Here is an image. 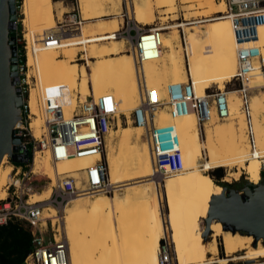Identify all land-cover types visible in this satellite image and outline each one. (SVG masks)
Segmentation results:
<instances>
[{
    "label": "bare ground",
    "instance_id": "1",
    "mask_svg": "<svg viewBox=\"0 0 264 264\" xmlns=\"http://www.w3.org/2000/svg\"><path fill=\"white\" fill-rule=\"evenodd\" d=\"M104 2L105 6L106 4L110 5L109 10L92 12V3L90 0H77L78 7L80 5L83 11L82 13L84 14L83 20L88 21L103 16L120 14L119 8H121V6L119 7V5L121 0H105ZM181 2L185 3V19L190 22L207 20L213 13L222 12L225 9L224 4L216 0H181ZM189 2L193 3L190 4ZM62 4L63 1L61 0L56 2H53V0H24L23 2L25 23L29 29V32L26 34V39L28 44L33 46L30 53H27L26 65L28 69L26 77L28 80L30 79L29 66H33L31 71L36 77V85L30 88L28 96V102L34 116H32L30 123V128L34 136L40 135L42 132V125L44 126L47 119L50 118L45 112L47 106L46 100L48 101L50 99L52 103L57 104L56 106L61 110L64 117L67 118L76 107L79 94L80 98L78 100L80 101L87 100L88 97H98L95 94L92 96L90 82L92 81L94 84H97L99 88L101 84H99L102 75L101 71L103 69L102 64L106 60L119 58L115 59L113 64L116 67L120 66L122 71L126 74L130 82L129 85L125 86L127 91L130 90L136 94L140 93L138 83L139 76L142 78L147 89L154 90L160 98H166V87L168 84L162 86L163 88H158V90L150 87L147 83V76L141 71L145 61L141 63L140 66H136L133 56L122 54V50L124 49L123 39L113 40L105 45H89L88 56L95 58V61L90 65V71L83 66L78 67L73 64L72 61L75 59L77 51L82 49L75 47H66L62 49L60 47L65 45V40L72 42L79 41L84 37L92 38L95 33H93L94 31L89 23L85 24L83 27H79V25L83 23L81 12L80 24L72 25V27H76L75 29H70L68 33V30L65 29L64 26L59 25V23L64 21L69 25V19H71L69 12L72 8L64 13L66 9L62 7ZM154 4L155 2L153 3V7L155 6ZM157 4L166 6L167 8H165V11L169 13L177 10V0H158L156 2V5ZM145 5H147V3L142 5L137 4L136 9L139 10L140 6ZM193 8H198L200 14L191 16V10H193ZM64 14L66 15L63 18ZM217 16L219 17L212 21L209 30L204 32H196L195 28L189 30V32H196L199 36V38L193 40L189 45V57L186 56V46H183L182 38L180 43L178 29L175 28L165 32L162 31L160 35L162 43L161 49L165 48L169 54V70L171 73V75H169L171 76L172 82H185L190 78L189 75L192 74L195 80V92L200 96L203 95L205 88L211 81H218L221 85L220 88H222L225 81L231 75L235 74L236 71V45L230 21L224 15L219 14ZM55 18H59L58 26L55 31L58 30L60 33L61 45L58 48L43 47V45L39 43L40 41L37 40H41L44 34L54 30L52 26L56 23ZM261 18L264 19V15L261 16ZM111 21L115 23H113V30L110 31L115 32L120 26V19L112 18ZM135 21L139 24L149 23L140 11H138V17L137 15L135 16ZM61 27H63V29ZM258 35L259 40L255 44L259 46L260 52L264 55V21L259 26ZM58 52L63 54V56L58 57ZM187 61L190 65L189 67L187 66ZM254 65H257V59L254 60ZM135 66L139 70L137 73ZM126 67L128 68L126 69ZM145 70L147 71V68ZM248 83L250 87L262 88L263 81L257 68L251 72ZM260 88H257L258 91L251 96L249 103L251 136L253 137L252 142L249 141L248 122L240 109L241 98H233L232 102L231 93L237 92L235 90H231L228 93L230 111L229 116L223 119L225 122L216 123L215 120L217 119L215 118L217 117L214 113V109H210V119L203 125L205 134L204 143L201 140L199 126L192 111L182 116L173 117L168 111L159 110L160 108H158L155 113L156 122L154 121V123L158 126L161 119L159 116L162 113L163 116L167 117L166 124H170L168 120L173 119L172 121H174V123H171L176 127L179 135L183 158V171L179 173L170 175L155 174L151 150L147 140L148 145L146 142H142L140 148L138 146L135 148L138 169L130 176H123L120 159L117 158L114 146H112L110 144L111 141H109L107 159L106 157L104 158L108 170V179L105 187L107 190L102 192H110L114 184L130 180L135 181L136 179L148 176V174L152 172H154L152 176L153 179L145 181L143 184L137 183L127 185L122 197L103 194L96 195L92 198L82 196L91 192L69 197L68 201L70 203L65 209V215L61 222L62 230L65 233L63 239L66 240L67 243L69 264H116L115 261L109 258V249H111L113 255L116 250H126L128 258L125 256L127 260L124 258L120 264H158V248L160 246V241L167 235L171 237L170 239V237L167 236V239L171 243L174 257H177L178 264H192L195 258L199 256H202L207 262L213 261L212 256L218 252V236H221L227 258L232 257L234 259L236 258L235 254L237 252L245 250L241 256L236 258V261H247L254 258L264 261V245H261L258 241L256 247H252V236L240 232L232 233L230 231H224L222 224L217 220L210 221L209 229L210 224L212 229L211 235L209 236L210 240L203 244L188 243V241H192L197 236L195 234L188 235L187 228L188 222H192L199 213H197L198 206H196L192 195L196 193L203 194V196L206 197L209 194L220 195L222 192L220 184L216 183L210 176L205 175L198 169L203 158H207V154L212 162L224 160L226 168H236V171L231 173L235 180L238 179L241 169H244L249 180L254 182L260 180V171L264 163V90ZM72 90H75L76 93L71 94ZM158 91H161V93H158ZM49 93H51L50 96ZM163 93H165V95H163ZM119 103L120 100L117 104ZM130 105L131 103L124 105L122 101V106L121 104L120 106L118 105L117 110ZM118 122L119 119L116 118L114 126H118ZM136 137L137 135L133 138L132 136L129 137L126 133L124 142H126L127 145H129V143L132 144L135 142H133V139L136 140ZM129 139L130 141H128ZM254 149L259 151V154L257 153L258 155L251 158L249 157V159H245V157L242 156L245 153L252 152ZM203 150L205 151V157L203 156ZM72 157L76 156L68 157L70 161H74V165L80 163L82 167L77 170V166L75 165L74 167L73 165L71 170L72 166L69 165L71 166V171L66 175L74 177L76 179V185L78 187L82 185L83 187L81 181L84 179L86 168L90 166L98 156H82L76 157L75 159ZM5 158L6 156L4 155L0 162V170L3 167ZM66 162H64V160L56 163L51 162L47 152H35L32 160V174L33 176L45 175L49 178L50 182L46 185H41L39 190L31 195V202L47 204L51 201V187L56 184L59 177L65 176L63 168ZM184 171H188V173ZM163 177L166 178L164 188L168 209V213L165 216L166 218L162 213L161 193L158 188V180ZM10 181L11 176L9 179L4 177L0 178V194L3 197L6 194L4 186ZM127 200L135 201L138 205H141L138 219L135 222L132 221L129 223L128 227L122 223L123 218H121L120 213L123 203ZM45 209L49 212L43 213V218L50 217L55 221L57 218L56 208L54 206H46ZM45 209L43 212H45ZM88 215L90 218L87 219ZM207 216L208 210L203 212L200 218L198 217L202 220L203 229L204 221ZM165 221H167L168 225H166ZM111 229H114L115 233H118L116 235L122 233V230H128V239H125V241H122L120 244L114 241L116 246H114L113 243L111 247H107V243H105V248H103V250L100 249L102 254L99 255L98 258H95V260L88 262L86 251L91 241L88 235H95L100 231L108 232L109 230L111 231Z\"/></svg>",
    "mask_w": 264,
    "mask_h": 264
},
{
    "label": "built area",
    "instance_id": "2",
    "mask_svg": "<svg viewBox=\"0 0 264 264\" xmlns=\"http://www.w3.org/2000/svg\"><path fill=\"white\" fill-rule=\"evenodd\" d=\"M63 1V0H61ZM221 1L225 9L216 15H224L230 21L236 45V71L233 78L238 82L235 89L241 98V111L248 122L249 141L252 142L250 126V74L257 68L261 75L264 88V55L260 52L259 46L255 44L259 40V26L264 21V0H216ZM71 16L69 25L61 22L59 25L75 29L80 24V15L74 7L69 12ZM68 15V16H69ZM214 15V14H213ZM123 20V19H122ZM149 25V24H147ZM63 29V27H61ZM66 31V30H65ZM131 32L133 34L131 35ZM116 37L122 38L130 46V52L134 56L136 66L147 60H155L160 57L162 43L160 35L162 30L159 27H146L144 24L130 22L120 23L119 28L114 32ZM40 41L43 47H56L61 45L59 31L53 30L42 36ZM182 43L185 47V34H182ZM25 54L30 53L33 48L25 37ZM264 47V46H263ZM17 50L18 85L20 94L23 97L21 108V119L13 128V137L20 139L25 146L28 157L26 162H12L10 156L5 154L4 163L11 166V181L4 189L6 194L0 198V226L9 222H17L25 227L32 236L31 248L24 260V264H69L67 243L63 238L56 237L55 233L48 234L46 222L43 218L45 206L40 202H31L30 198L34 192L32 162L30 159L35 152H47L51 162H59L68 157L76 156H98L96 160L86 168L84 179L81 184L76 185V179L72 176H61L58 178L54 188V199H50L51 205L57 204V197L61 200L73 195H80L85 192L106 191L108 170L104 154V141L106 135L113 128L117 118V101L111 94L100 95L97 98L88 97L87 100H78L76 107L70 116L65 118L61 110L52 103L47 102L45 112L50 117L46 124L42 125V132L34 136L30 128L31 107L28 102L30 81L26 77L27 65L22 63V55ZM27 59V58H26ZM257 59V65L254 60ZM24 69L26 71L24 72ZM140 88V102L132 111L134 124L145 128L146 137L149 142L153 159L155 174L170 175L183 171L182 149L179 135L173 124L157 126L154 123V116L158 108L168 106V112L173 117L182 116L193 112L197 124L201 126L210 119V109L218 119H225L229 116V91L224 88H205L202 96L196 94L191 78L185 82H171L166 88V98L157 96L154 90L147 89L142 78L138 76ZM260 88V87H256ZM51 93H49V96ZM27 96V97H26ZM48 96V95H47ZM28 150L32 156L29 157ZM33 160V158H32ZM30 166V167H29ZM29 167V169H28ZM85 185V186H84ZM43 222L45 224H43ZM52 225V219H51ZM51 230L53 228L51 227ZM158 264H176L170 241L164 238L160 241L158 248Z\"/></svg>",
    "mask_w": 264,
    "mask_h": 264
},
{
    "label": "rangeland",
    "instance_id": "3",
    "mask_svg": "<svg viewBox=\"0 0 264 264\" xmlns=\"http://www.w3.org/2000/svg\"><path fill=\"white\" fill-rule=\"evenodd\" d=\"M56 1H58V0H53V2H56ZM90 1L92 3V6H91L92 12H94V11L100 12V11H104L106 9L109 10L110 5L106 4V6H105V2H104L105 0H90ZM157 1L158 0H121V3L119 5V7L121 6V8H119L120 9L119 15L113 14V15L103 16V17H99V18H94L92 20L84 21L83 20L84 14L82 13L83 11L81 10L80 5L78 7L79 1L77 3V0H63L62 7L66 9L64 13H66V11H69L72 7H74L76 10H78L79 15L81 12L83 23L81 25H79V27H83L85 24L89 23V24H91L90 26H91L92 30L94 31L93 33H95V35H94V37L90 36L92 38L84 37V38H81V40H79V41H72L75 43H72L71 41L65 40L66 41L65 45L61 46L60 48L63 49L66 47H75V48L82 49V50L77 51V54L75 55V59L72 62H73V64L77 65L78 67L83 66L88 71H90V69H89L90 65L93 63V61H95L94 60L95 58H91L88 56V46L93 45V44L105 45V44H109L113 40L122 39V38L116 37L114 35L115 33L110 31V30H113V28H112L114 26L113 23H115V22H112L111 19L112 18H118V19H120V23L123 22L124 24H126L127 22H130V25H132L133 20L135 21V16L137 15V17H138V11H140L142 13V15H144L145 19H147V21L149 22L148 23L149 25L144 24L146 27H148V26L159 27L160 30H162V31H169L171 29L176 28V29H178V35L180 38V43H181L182 34L184 33L185 34V40H186V43H185L186 56L189 57L188 48H189L190 43L193 40H196L197 38H199V36L196 32H204V31L209 30L211 28L210 26L212 24V21L217 19L219 16H217V15L215 16V13H213L214 15L212 14V16H210V18H208L207 20H204L201 22L200 21L190 22V21H187L185 19V14H186V11L184 8L185 3L181 2V0H177V10L173 11V12L171 11L170 13L165 11V8H167L166 6L161 5V4L156 5ZM23 2H24V0H16L17 21L15 22L14 28L16 30V46L19 44V46H17V49L20 52V54L22 55V60H23L22 63H25L27 56L25 54V49L23 46L25 45V37H26L27 32H29L28 31L29 29L27 27V24L25 23V15L23 13ZM145 2L147 3V5L140 6L139 10L136 9L137 4H139V5L146 4ZM150 2H151V4H150ZM154 2H155V4H154L155 6L153 7ZM189 3L191 4L193 2H189ZM79 9H80V11H79ZM195 12H197V13H195ZM54 13H55V11H54ZM134 13H135V15H134ZM191 13H192L191 16H194L196 14H200V11L198 8H193V10H191ZM65 15L66 14L63 15V18L65 17ZM58 22H59V18L56 19L55 25L52 26V28L54 30L57 29ZM194 28H195L196 32H189L190 29H194ZM132 34H133V32H131V35ZM123 48L124 49L122 50V52L124 54H131L132 55V53L130 52V50H131L130 46L127 42H124ZM62 56H63V54L58 52V57H62ZM115 59H119V58H115ZM114 60H112V59L106 60L102 64L103 69L101 71L102 75L100 77V82H99V84L100 83L101 84L99 85V88H98L97 84H94L92 81L90 82V87L92 90V96H94V94L97 96H100L103 94H111L115 97L117 102H119V100H120V103L117 104V106L118 105L120 106V104L122 106V101H123L124 105H126L127 103H131L130 106L124 107V108H130V109L136 108L140 102V93L136 94L130 90L127 91L125 89V86L129 85L130 82H129L126 74L124 73V71H122V69L120 68V66L116 67L113 64ZM133 60H134V64L136 65L135 59H133ZM187 66L188 67L190 66L188 64V61H187ZM31 68H33V66H29V69H30V79H29L30 85L27 86L26 91H28L29 88L36 85V77H35V74L31 71L32 70ZM127 68L128 67H126V69ZM135 68H136V73H137V71L139 72V70L136 66H135ZM143 68H144V71H143ZM146 68H147V71L145 70ZM169 69H170L169 54H168V51L165 48H163L161 50L160 57L158 59H155V60L145 61L144 66L141 68V71H142V73H145V75L147 76L148 85L150 87H153L156 90H158V88L160 89L162 86L172 82L171 76H170L171 73H170ZM25 71H26V69H24V72ZM234 75L235 74L231 75L225 81L224 86H222V88H224L226 91H231V90H235L238 88V86H239L238 82L235 81L234 79H231L234 77ZM137 76H138V74H137ZM189 77L192 79L193 84H195V80H193L194 77L192 76V74H190ZM208 86L207 87L210 88V90H211V89H215L217 87L220 88L221 85L219 84L218 81H212L209 83ZM260 89L264 90V88H260ZM74 91L75 90H72L71 94L76 93V91L75 92ZM256 91H258V89H256V88H253L250 90V92H249L250 98ZM158 93H161V91H158ZM163 95H165V93H163ZM79 96H80V94H79ZM79 96H78V99L80 98ZM129 96H131V97H129ZM236 97H239L238 92H232L231 93L232 102H233V98L235 99ZM250 98H249V100H250ZM78 99H77V102H78ZM167 107H168L167 105H164L159 110H164L167 112V110H168ZM132 111L133 110H131L130 112H118V116H117V119H119L118 126H113L110 133H108L106 135L105 141H104V158L106 157V159H107L108 144H109V141H111L110 144L112 146H114L115 152L117 154V158L120 159V165H121V170H122L123 176H126V175L130 176L132 173H134L138 169L137 168V162H136L135 148H136V146H138L140 148L142 146V142H146V144H147L146 130H145V128H143L141 126L136 127V124L133 123L132 116H131ZM242 114H243V112H242ZM32 116H31V119H32ZM193 116L195 117L194 113H193ZM159 117H161V119H160L158 126L165 125L167 122V117L163 116L162 113ZM31 119L28 121H31ZM154 119H155L154 121L156 122V116L154 117ZM215 119H217V120H215L216 123L225 122V120L221 121V119H218V118H215ZM172 120L173 119L168 120L170 124L174 123V121H172ZM171 122H173V123H171ZM199 131H200L201 140L204 143L205 134H204L203 126H201V129L199 128ZM126 133L128 134L129 137L132 136V138L137 135L136 140L133 139V142L135 141L134 143L131 144L128 142L129 145H127V143L124 142ZM121 137H123L124 139ZM109 138L112 140H110ZM128 141H130V139ZM257 153L259 154V151L257 149H254L252 152L245 153L246 155L244 154L242 156H244L245 159L246 158L249 159V157L251 158L255 155H258ZM32 155L33 154L31 152V156ZM203 156L205 157V151L204 150H203ZM242 156H240V157H242ZM32 158L30 159V164L32 162ZM72 158L75 159L76 157H72ZM64 162H66L65 167H67V168L64 167L63 172L66 175L72 170L73 165H74L73 164L74 161H70V158H68V159L64 160ZM263 162H264V158H263ZM69 165H71L72 167ZM75 165H74V167H75ZM76 166H77V170H78L82 167V164L77 163ZM216 166H223V167L215 168ZM29 167H28V169H29ZM70 167H71V170H70ZM198 169L202 173H204L205 175L210 176L216 183H218L220 185H221V183L228 184V185H226L228 188H233L237 191H239L241 189V186L245 185L246 183H249V182L255 183L254 181L252 182L251 180H249L247 178V175L245 174L244 169H241L238 179L235 180L232 177L231 173L235 172L236 168H231V169L226 168V164H225L224 160H220L218 162H212L211 163V160L208 157V154H207V158H203L202 163L199 164ZM10 170H11V166L8 163H6V164L3 163V167L0 170V178L4 177V178L9 179L10 178ZM184 172L188 173V171H184ZM218 172H221L220 178H218L216 176V174ZM153 174H154V172H152L151 174H148V176H144L143 178L136 179L135 181L134 180L123 181V182H120L119 184L113 183L114 186L110 190V192L87 193V194H84L82 196L92 198L96 195L103 194V195H108V196L118 195V196L122 197L124 192H125L127 185L137 184V183L143 184V182L148 181L150 179H153V177H152ZM32 180H33V183L35 185L34 192L38 191L39 188L41 187V185H43V184L46 185L47 183L50 182L49 178H47L45 175H34ZM165 181H166V178H164V177L158 180V188H159V191L161 193L162 213H163L164 217L168 213L167 200H166V196L164 195V188H165V183H166ZM222 186L223 185H221V188H222ZM51 188H52V191H51V198L50 199H54L55 198L54 197V193H55L54 188L53 187H51ZM210 195L211 194H209L206 197H204L203 194H196L195 193L192 195V197L196 203V206H198L197 207L198 211L201 209V207L204 203L203 200H207L210 197ZM1 197H3V196L0 194V198ZM68 199L69 198H64L61 200L60 197L56 198L57 204L54 207L57 210V218L55 221H53V219L49 217L47 219V222H46L47 226H46V229L44 231L48 234L55 233L57 238H59V237L64 238V235H65L64 231L62 230V223L61 222H62V219L65 215V209H66L67 205L70 203L68 201ZM43 205L45 207L46 206H52L51 202H48L47 204H43ZM123 206H122L121 212H120L121 218H123L122 223L128 227L129 223H131L132 221L135 222L138 219V215H139L140 210H141V205H138L135 201L127 200L123 203ZM198 211H197V213H198ZM48 212L49 211L45 209V212H43V213L45 214ZM88 218H90L89 215L87 216V219ZM51 219H52V225H51ZM165 222H166V225H168L167 221H165ZM190 223L191 222H188L187 227H189ZM202 226H203V223H202ZM51 227L53 228V230H51ZM113 228H114V226H113ZM87 234H89V233H87ZM116 234H118V233H115L114 229H111V231L109 230L108 232L100 231V232H97L95 235L89 234L88 236H89V239L91 240L90 241L91 244L89 243V245L87 246V251H86V253H87L86 256H87L88 262L95 260V258H98L99 255L102 254L101 250H103V248H105L104 247L105 243H107V247H111L113 245L114 241L116 243L120 244L122 241L124 242L125 239H128L129 231L128 230H126V231L122 230V233H120L119 235H116ZM167 236H169V235H167ZM167 236H165V237L167 238ZM165 237H163L162 239H164ZM170 239H171V237H170ZM209 240H210V238H209V234H208L206 241H209ZM116 243H114V246H116ZM188 243H192V242L188 241ZM195 243H200V242H195ZM259 243L262 245L261 241H259ZM217 245H218V252L212 256L213 261L207 262L204 260V258L202 256H199V257L195 258L194 263H192V264H264L263 260H258L257 258H254L252 260H247V261H245V260L244 261L243 260L242 261H236L237 260L236 258L238 256H241L245 250H241L242 252L241 251L237 252L235 254L236 258H234V259L232 257L227 258L225 251H224V246L222 244L221 236H218V238H217ZM174 247H175V245H174ZM252 247H256V246L252 245ZM122 253H123V255H122ZM125 256L127 257L126 250L125 251L116 250L114 252V255H113L111 249H109V258L112 259V261H115L116 264H120V262L124 258L127 260L128 257L126 258ZM175 259L177 261V257ZM177 264H178V261H177Z\"/></svg>",
    "mask_w": 264,
    "mask_h": 264
},
{
    "label": "water",
    "instance_id": "4",
    "mask_svg": "<svg viewBox=\"0 0 264 264\" xmlns=\"http://www.w3.org/2000/svg\"><path fill=\"white\" fill-rule=\"evenodd\" d=\"M16 0H0V162L5 154L12 162L23 163L28 157L20 139L13 137V128L20 119L23 97L17 87ZM261 170H264V163ZM246 185L239 191L222 186L220 195L212 196L203 237L210 233L209 223L217 220L224 231L240 232L264 245V185Z\"/></svg>",
    "mask_w": 264,
    "mask_h": 264
},
{
    "label": "trees",
    "instance_id": "5",
    "mask_svg": "<svg viewBox=\"0 0 264 264\" xmlns=\"http://www.w3.org/2000/svg\"><path fill=\"white\" fill-rule=\"evenodd\" d=\"M28 154L31 158V150H28ZM217 167L223 166H216L215 168ZM260 175L264 179V170L260 171ZM216 176L220 178L221 172H218ZM224 184L221 183V185ZM31 239V233L17 222H9L6 225H1L0 264H24V260L31 248Z\"/></svg>",
    "mask_w": 264,
    "mask_h": 264
},
{
    "label": "flooded vegetation",
    "instance_id": "6",
    "mask_svg": "<svg viewBox=\"0 0 264 264\" xmlns=\"http://www.w3.org/2000/svg\"><path fill=\"white\" fill-rule=\"evenodd\" d=\"M249 183L250 184H247L246 183L245 185L241 186V188H243L246 185H248L251 188H253L254 185L251 182H249ZM255 183H260V184H263L264 185V179L261 177V175H260V180L258 182H255ZM224 186H226V185H224ZM226 188L229 189L227 186H226ZM212 196H214V195L211 194L210 197L207 200H203L204 203H203L201 209L198 211L199 212L198 213V216H196V218L190 223L189 227H187L188 228V235L195 234L197 236L195 239H193L191 241L193 243L200 242L201 244H203V242L206 241V239H204V237H203V230L204 229L202 227V220H200L199 218L202 216L203 212L209 210V206H210L209 204H210V200H211ZM210 230L211 231H210L209 236L211 235V232H212L211 224H210Z\"/></svg>",
    "mask_w": 264,
    "mask_h": 264
},
{
    "label": "crops",
    "instance_id": "7",
    "mask_svg": "<svg viewBox=\"0 0 264 264\" xmlns=\"http://www.w3.org/2000/svg\"><path fill=\"white\" fill-rule=\"evenodd\" d=\"M165 32V31H164ZM124 54V53H123ZM127 55H131V54H127ZM131 56H133V55H131ZM133 59H134V57H133ZM193 80H194V78H193ZM212 82V81H211ZM209 85V84H208ZM207 85V86H208ZM119 108V107H118ZM131 110H134V108L133 109H130V108H119L118 109V112H130ZM138 125L136 124V127H137ZM211 163H212V161H211Z\"/></svg>",
    "mask_w": 264,
    "mask_h": 264
}]
</instances>
